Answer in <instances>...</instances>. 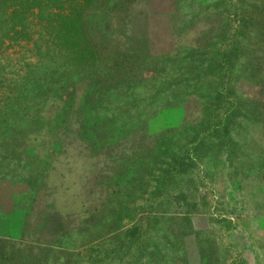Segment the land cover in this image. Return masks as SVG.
<instances>
[{
  "label": "trees",
  "instance_id": "16d2710c",
  "mask_svg": "<svg viewBox=\"0 0 264 264\" xmlns=\"http://www.w3.org/2000/svg\"><path fill=\"white\" fill-rule=\"evenodd\" d=\"M142 1L0 0V56L14 45L31 46L21 67L24 75L10 79L0 92V182L21 187L10 193L9 208L0 201V264H145L144 255L152 254L145 238L154 233V197L166 195L171 180L169 170L154 179V103L162 94L165 102L158 111L179 106L182 83L192 82L187 96L205 107L204 75L215 49L220 61L218 71L210 73L219 88L212 92L214 101L222 95L228 109L247 101L241 90L248 85L247 72L238 85L226 88L220 66L227 57L236 62L237 50H222L226 29L221 27L230 25L228 9L237 17L245 10L242 0H186L196 5L190 23L203 27L192 44L177 43L160 54L147 49L140 27L133 44L113 41L114 17L132 15ZM181 1L174 0L173 13ZM236 22L234 44L242 48L259 23L249 16ZM41 66L45 72L36 75ZM4 68L0 64V72ZM154 85L159 92L152 91ZM218 106L211 110V121ZM240 117L248 114L240 111L228 120ZM169 127L159 136L165 139L158 140L164 149L179 137L178 127ZM207 134L209 146H218V137ZM233 136L227 141L236 144ZM227 156L221 153L219 159ZM182 163L179 158L177 166ZM73 166L87 167L92 178L76 175L79 192L72 200L60 192L54 173H71ZM222 168L230 185L227 196L236 204L235 193L247 192L248 171L225 162ZM194 206L173 215L188 223Z\"/></svg>",
  "mask_w": 264,
  "mask_h": 264
},
{
  "label": "rangeland",
  "instance_id": "374dc122",
  "mask_svg": "<svg viewBox=\"0 0 264 264\" xmlns=\"http://www.w3.org/2000/svg\"><path fill=\"white\" fill-rule=\"evenodd\" d=\"M211 1L213 0H206ZM242 1L245 10H239L238 17H254L259 23L258 27L252 30L250 41L241 42L242 48L236 47L234 41L237 34L233 31L236 29L238 17L234 10L227 7L225 21L230 25L221 27L226 29L222 50L225 53H234L237 50V59L235 62L233 57H227L220 66L223 67L226 88L234 83L238 85L243 72H247L248 85L241 86V90L248 94L247 101L242 100L229 109L225 107L222 95L214 101L216 94L212 92L219 88L215 86L210 73L218 71L220 61L215 49L211 50L213 55L208 59L211 68L204 75L201 97L207 102L205 107L194 97L187 96L192 82L182 83L183 93L178 96L179 106L158 111V107L165 102L162 94V98L154 103V111L158 113L151 130L156 133L154 179L161 180L162 171L169 170L171 180L166 195L161 193L154 197L156 223L154 225L153 220L150 224L154 233L145 238L149 243L148 251H152V254L144 255L142 262L145 264H264V225L249 218V215H263L264 208L262 205L257 208V197L248 192L258 180L264 178V0ZM173 2L174 0H143L132 15H116L114 20L117 26L113 31V41L119 45L133 44L138 35L136 28L140 27L145 36L146 47L153 54L169 52L177 43L180 47L183 44H192V40L197 38L198 31L203 27H193L190 23V18L196 13V5L194 2L182 0L178 4L179 11L175 14ZM239 3L242 5L241 1ZM212 44L217 42L212 41ZM29 48L31 46L21 43L20 46L8 48L0 56V64L5 67L0 72L3 83L0 85V92L11 83L10 79L19 80L18 76L24 75L21 67L27 59L26 50ZM35 60L37 62V58L33 59ZM244 62L246 67L240 68L239 64ZM42 67L35 70L36 75H43L45 69ZM33 70L34 68L29 71ZM243 77L246 78L244 75ZM152 91L159 92L160 88L154 85ZM216 104L219 105V114L216 120L211 121V110ZM240 111L246 112L248 117L228 120ZM214 125L215 130H212ZM167 126L178 127L180 132L179 137H172L168 148L164 149L158 140L165 139V136H159ZM207 133L218 137V146H209ZM230 135H234L236 144L227 141ZM73 152L76 155L77 150H71ZM226 152L229 153L226 161L222 157L219 159V155ZM245 153L248 156L243 160ZM179 158L183 161L181 167L177 166ZM223 162L232 163L237 171H248L247 192L244 195L242 192L235 193L239 199L236 204H231L232 201L227 196L230 185L226 183L227 175L224 176L222 171ZM169 163L170 167L166 165ZM216 172H222L223 176L217 177ZM54 174L55 184L60 187V192L66 197L70 194L72 200L79 192L76 175H88L92 178L91 170L78 166H73L71 173L60 169ZM155 185L157 186L154 182ZM20 190V186L9 181L0 182V201L4 207L9 208L6 201L10 203V193ZM258 199L262 204L261 194ZM138 204L143 205V202L138 201ZM193 205L195 206L191 210L188 223L173 215L184 209L190 210ZM129 227H132L131 224Z\"/></svg>",
  "mask_w": 264,
  "mask_h": 264
},
{
  "label": "crops",
  "instance_id": "0c3cea01",
  "mask_svg": "<svg viewBox=\"0 0 264 264\" xmlns=\"http://www.w3.org/2000/svg\"><path fill=\"white\" fill-rule=\"evenodd\" d=\"M249 187H250V185H249ZM248 192L251 193L252 195H254V197H257V200H256V203H257L256 206H257V208H260L261 207L260 205H262L263 208H264V178L258 180V182H256V185L254 187H250V189L248 190ZM260 194L263 196L262 204H260L259 199H258V196H260ZM249 216H250L249 217L250 219L261 220L264 223V212H263V215H259V216L249 215Z\"/></svg>",
  "mask_w": 264,
  "mask_h": 264
}]
</instances>
